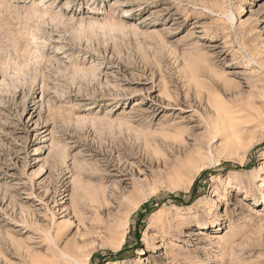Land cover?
I'll list each match as a JSON object with an SVG mask.
<instances>
[{
	"label": "rangeland",
	"instance_id": "1",
	"mask_svg": "<svg viewBox=\"0 0 264 264\" xmlns=\"http://www.w3.org/2000/svg\"><path fill=\"white\" fill-rule=\"evenodd\" d=\"M263 201L264 0H0V264H264Z\"/></svg>",
	"mask_w": 264,
	"mask_h": 264
},
{
	"label": "bare ground",
	"instance_id": "2",
	"mask_svg": "<svg viewBox=\"0 0 264 264\" xmlns=\"http://www.w3.org/2000/svg\"><path fill=\"white\" fill-rule=\"evenodd\" d=\"M195 75L197 76V74H195ZM160 107H161V105H158V108L157 109H159ZM183 111H188V110H183ZM208 121H209V119H208ZM194 126H198V124L197 125H194ZM235 135H236V133H235ZM236 136H238V135H236ZM260 179L262 180V178H260ZM79 209L78 208H74L73 209V213H74V217L78 221V224L83 229V227L86 224L84 222V217H82V214L80 213L81 211H79ZM86 209H87L86 204H84L82 206V209L81 210L83 211V210H86ZM36 216L39 217L40 219L41 218L45 219L44 217H42L38 213H36ZM207 225H209L208 222H200L199 225H198V227H200V228H206ZM32 227H33L32 231L34 233L38 234V236H42L43 229L41 228L40 225L36 224V226H32ZM106 229H108L107 226L106 225H101V224L85 226V231L86 232H84L81 235H79V236H77V237L74 238L73 242H74L75 246H65L63 248V252H65L66 255H69L72 258L78 259L80 256L83 255V251H82V249L84 248L83 245L88 241V239H90L91 237H94L96 233L104 232ZM64 234H65L64 232L62 233L60 230H58L56 232V234L53 236L54 241L55 242H59L60 240H62L63 237H64L63 236ZM1 239H2L3 245H5V246H3V249L6 248V249H12L13 250V249L16 248V247H14V245L16 246V242H15V238L13 237V234L12 233L6 232L4 235L1 236ZM16 250H17V248H16ZM7 252H8V250H7ZM142 252H144V249L142 250Z\"/></svg>",
	"mask_w": 264,
	"mask_h": 264
},
{
	"label": "trees",
	"instance_id": "3",
	"mask_svg": "<svg viewBox=\"0 0 264 264\" xmlns=\"http://www.w3.org/2000/svg\"><path fill=\"white\" fill-rule=\"evenodd\" d=\"M193 192H194V191H193ZM146 205H147V204H146ZM137 234H138L137 237H139V233H137ZM121 252H122V251H120L119 254H120Z\"/></svg>",
	"mask_w": 264,
	"mask_h": 264
}]
</instances>
